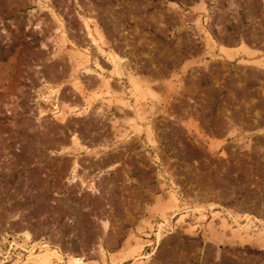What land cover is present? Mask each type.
I'll return each instance as SVG.
<instances>
[{
    "label": "rangeland",
    "instance_id": "obj_1",
    "mask_svg": "<svg viewBox=\"0 0 264 264\" xmlns=\"http://www.w3.org/2000/svg\"><path fill=\"white\" fill-rule=\"evenodd\" d=\"M245 47L264 0H0V264H264Z\"/></svg>",
    "mask_w": 264,
    "mask_h": 264
},
{
    "label": "crops",
    "instance_id": "obj_2",
    "mask_svg": "<svg viewBox=\"0 0 264 264\" xmlns=\"http://www.w3.org/2000/svg\"><path fill=\"white\" fill-rule=\"evenodd\" d=\"M238 52H240V54L242 53H246V54H249L251 57L249 59H247V63L251 62L250 64H257L256 66H259L260 68H263L262 66H264V54H260L261 52H258V51H253L251 48H239ZM241 59H242V56H241ZM243 61V60H242ZM257 115V114H256ZM262 115H264V113H259L257 115V118H259L257 121H256V125L259 126V124L261 123V118H262ZM261 126H259L260 128ZM258 129V128H257Z\"/></svg>",
    "mask_w": 264,
    "mask_h": 264
}]
</instances>
